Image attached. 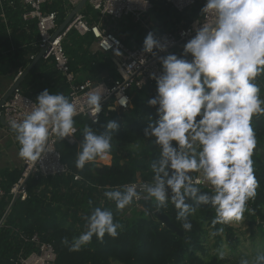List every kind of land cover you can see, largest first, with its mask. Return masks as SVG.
Wrapping results in <instances>:
<instances>
[{"label": "clouds", "instance_id": "obj_1", "mask_svg": "<svg viewBox=\"0 0 264 264\" xmlns=\"http://www.w3.org/2000/svg\"><path fill=\"white\" fill-rule=\"evenodd\" d=\"M192 30L195 34L179 56L168 53L169 42H162L153 32L143 41V53L158 57L161 64L160 74L151 75L156 95L148 100L157 119L143 130L159 155L151 163L152 182L144 184L143 191L157 207L170 201L186 231L192 228L188 217L197 206L215 210L213 226L229 224L243 219L248 201L257 195L259 182L252 157L258 140L252 120L264 115V98L256 82L264 75V0H205ZM105 43L107 50L111 45ZM115 54L121 55L119 51ZM103 100L104 93L98 90L86 96V105L95 117L93 124L98 123ZM117 102L127 107L128 98L120 95ZM77 114L76 104L63 93L43 90L21 120L10 122L20 145L18 157L40 161L48 151L51 133L60 140L72 138ZM102 127V132L83 128L77 169L108 158L120 124L110 119ZM201 185L210 192L202 191ZM103 194L117 211L141 199L135 183ZM83 219L86 230L71 242L63 240L69 251H80L93 236L100 241L106 234L115 239L123 227L114 222L113 212L107 208L95 207ZM239 264H264V253L242 258Z\"/></svg>", "mask_w": 264, "mask_h": 264}, {"label": "trees", "instance_id": "obj_2", "mask_svg": "<svg viewBox=\"0 0 264 264\" xmlns=\"http://www.w3.org/2000/svg\"><path fill=\"white\" fill-rule=\"evenodd\" d=\"M3 3L0 12V75L9 70H25L32 61L28 57L37 53L32 46L38 36L35 20H22V14L28 11L19 1L14 0L13 7ZM202 0H195L192 8L182 14L175 12L160 0H153L152 10L143 18L156 32L169 31L186 20L190 22L199 18ZM69 6L66 0H56L43 5L44 12H55L57 24L65 19ZM89 6L83 9L90 13ZM5 19L6 22L3 21ZM112 33L120 38L127 48L143 46L145 39L141 25L131 17H125L111 27ZM69 59L72 73L78 83L85 80L100 82L106 77L119 79L106 54L92 52L90 34L79 35L71 31L62 43ZM261 86V98H264V75L256 81ZM47 89L50 94L68 95L67 85L62 75L57 73L50 60L39 59L31 68L19 86L21 94L33 102ZM131 108L125 112H108L97 124L87 118H75L77 129L76 141L70 145L64 141L56 143L55 148L61 162L67 167L66 175L26 180L27 197L21 201L12 200L10 187L20 177V171H6L1 174L0 190V264H16L15 259L20 251L28 253L32 245L24 244L20 234H36L40 241L50 244L56 254L53 264H239V261L222 259L218 253L209 254L213 249L220 251L223 237L232 245L238 242L233 229L227 224L213 226L215 210L210 206H197L188 219L191 230H184L176 219L177 210L169 201L165 207H157L154 200L140 203L143 210L131 205L123 211H117L115 203L104 197L106 190L121 187L136 180H152L151 163L159 155L158 148L152 139L143 136V130L151 120L157 119L156 109L149 107L148 100L156 95L155 88L132 90ZM120 124L114 135L112 150L107 159H97L86 164L83 170L77 169L75 162L82 141L83 128L90 126L102 132L108 120ZM252 126L256 132L258 145L264 154V115L253 117ZM141 143L139 151H127L129 145ZM254 174L259 182L257 195L247 203L244 218L249 226H254L260 239L264 238V158L253 154ZM80 177L73 181V177ZM202 191L210 188L200 186ZM89 201L92 203L89 204ZM189 203H191L189 201ZM95 207L107 208L113 212L114 222L121 224L119 235L113 239L107 234L103 241L95 236L90 244L78 252L69 251L63 243L78 237L85 229L84 216L90 215ZM160 211L170 222L183 231V238L164 228L153 213ZM223 229V231H219ZM213 233H217L213 235ZM212 239L210 246L206 245ZM231 248V247H230ZM233 249V248H231Z\"/></svg>", "mask_w": 264, "mask_h": 264}, {"label": "built area", "instance_id": "obj_3", "mask_svg": "<svg viewBox=\"0 0 264 264\" xmlns=\"http://www.w3.org/2000/svg\"><path fill=\"white\" fill-rule=\"evenodd\" d=\"M5 0H0V12L3 11V3ZM23 6L28 8L27 12L22 14V20H35L37 40L32 44L37 53L29 55V61H33L37 54L41 51L44 55L41 60H50L57 73L63 76L68 89L67 97L71 102L77 106V116L87 118L91 123L95 117L91 114L86 105V96L93 90H98L104 93L103 108L98 114V122L102 116L107 117L108 112H125L131 108L132 90H145L147 88H155L156 82L151 78L155 73L159 75L161 72V64L158 57H153L150 54L143 53V46H133L127 48L120 38L115 36L111 27L113 22H118L125 17H131L135 23L141 25L144 36L149 32H153L156 38L162 42H169L168 53H174L178 56L183 52V45L195 33L192 30L196 19L186 22L183 20L177 24L172 30L156 32L152 26L144 21V17L152 10L153 0H87L86 5L91 9L90 13L84 14L83 7L79 12L75 13L65 28L55 35L59 25L57 24V14L55 12H44L42 7L46 3L54 2L56 0H17ZM68 3V10L65 18L70 12L81 2V0H66ZM164 5L170 6L178 14H182L192 8L195 0H160ZM205 0H202L201 8ZM14 0H9L8 5L13 7ZM85 5V6H86ZM204 21V17L200 18ZM4 22L5 19H3ZM76 31L79 35L90 34L92 37V52H98L108 55L111 65L119 79L115 80L111 77H106L100 82H93L85 80L77 82L75 76L70 70L69 59L63 48V41L71 31ZM105 40L111 45L106 50ZM119 51L121 55L117 56L115 53ZM167 53H159V56ZM190 59V57H189ZM23 69H18L13 75L11 85H14L23 73ZM120 95L128 98L127 107H120L118 98ZM34 103L29 98L23 96L19 87L15 88L9 98L0 107V119L3 118L4 125L10 128L12 120H21L30 110L31 104ZM115 108V110H109ZM93 124V123H92ZM97 124V123H96ZM11 129V128H10ZM77 133V131H76ZM76 133L72 138L60 140L55 133H51L48 142V151L46 155L37 162H26L22 160L21 173L18 180L10 187L9 195L12 200H25L27 197L26 180L29 177L34 179L48 178L59 175H66L68 173L67 167L62 164L59 153L55 145L59 141H64L73 145L76 141ZM75 175L73 181H79ZM150 181L136 180L134 182L138 186L141 199L133 202V208L143 210L140 203L149 201L147 194L143 191V185L151 183ZM203 186V185H201ZM4 195L0 190V197ZM3 220H0V226ZM19 239L27 245H32L33 248L28 253L19 252L15 259L16 264H53L56 258L53 247L48 243L40 241L36 234L25 235L20 234Z\"/></svg>", "mask_w": 264, "mask_h": 264}, {"label": "rangeland", "instance_id": "obj_4", "mask_svg": "<svg viewBox=\"0 0 264 264\" xmlns=\"http://www.w3.org/2000/svg\"><path fill=\"white\" fill-rule=\"evenodd\" d=\"M112 24L115 26L116 22ZM141 146V143H135L127 146L125 149L127 151H139ZM227 225L233 229V233L238 238V242H233L230 245L223 237L221 250L217 251L212 248L209 254L218 253L219 256L223 254L222 259L240 262L242 258L251 259L258 254L264 253V238L260 239L259 234L255 230V225L250 227L249 222L244 217L239 222H233ZM211 243L212 239H208L206 245L210 246Z\"/></svg>", "mask_w": 264, "mask_h": 264}, {"label": "crops", "instance_id": "obj_5", "mask_svg": "<svg viewBox=\"0 0 264 264\" xmlns=\"http://www.w3.org/2000/svg\"><path fill=\"white\" fill-rule=\"evenodd\" d=\"M18 69L0 75V98L8 91L13 75ZM20 145L12 129L0 123V180L6 171H20L22 159L18 157Z\"/></svg>", "mask_w": 264, "mask_h": 264}, {"label": "water", "instance_id": "obj_6", "mask_svg": "<svg viewBox=\"0 0 264 264\" xmlns=\"http://www.w3.org/2000/svg\"><path fill=\"white\" fill-rule=\"evenodd\" d=\"M86 1L87 0H81V2L70 12V14L64 19V21L62 22V24L59 26V28L57 29L56 34H58L59 32H61L65 26L69 23V21L71 20V18L73 17V15L77 12H79L83 7H85L86 5ZM44 55V52L41 51L37 54L36 58L32 61V63L23 71L22 75L20 76V78L18 79V81L10 86V88L8 89V91L0 98V107L3 105V103L9 98V96L11 95V93L13 92V90L17 87L20 86L21 82L23 81V79L26 77V75L29 73V71L31 70V68L36 64L37 61H39V59L41 58V56ZM0 123L4 125V120L3 118L0 119ZM254 154H258L260 155L262 158H264V154L262 153L261 149H256L254 150ZM204 186V185H203ZM207 187V186H206ZM154 218L161 223V225L166 228L167 230L171 231L172 233L176 234L178 237L183 238L184 233L183 231H181L180 229H178L177 227H175L169 220V218L161 213L160 211H155L153 213Z\"/></svg>", "mask_w": 264, "mask_h": 264}]
</instances>
